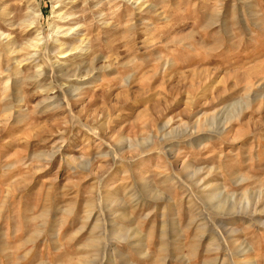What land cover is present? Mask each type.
<instances>
[{
	"label": "rangeland",
	"instance_id": "1",
	"mask_svg": "<svg viewBox=\"0 0 264 264\" xmlns=\"http://www.w3.org/2000/svg\"><path fill=\"white\" fill-rule=\"evenodd\" d=\"M0 34V264H264V0H0Z\"/></svg>",
	"mask_w": 264,
	"mask_h": 264
},
{
	"label": "bare ground",
	"instance_id": "2",
	"mask_svg": "<svg viewBox=\"0 0 264 264\" xmlns=\"http://www.w3.org/2000/svg\"><path fill=\"white\" fill-rule=\"evenodd\" d=\"M57 8V7H56ZM61 15V14H60ZM66 16V15H65ZM60 18L61 19H64L63 18V16H60ZM68 19V18H67ZM65 21V20H64ZM72 21V20H71ZM70 23H72V22H70ZM66 24V23H65ZM59 25H61V24H59ZM65 28H68V27H65ZM64 27H60V26H53L52 27V32H53V35H54V37H53V39H54V42L56 43L55 45H53V48H52V50L57 54V56L59 57H61L60 59H65L67 56H65V54H66V52H65V49L63 48V46H64V44H63V41H62V39H60V37H67L68 36V34L69 33H72L74 30L72 29V28H68V29H65ZM76 33V32H75ZM1 35V34H0ZM6 36V35H5ZM41 36V35H40ZM3 37V36H2ZM37 37V36H36ZM2 39V38H1ZM64 39V38H63ZM70 39H72V38H70ZM66 40V39H65ZM84 40H81V42H83ZM85 41H86V39H85ZM53 42V43H54ZM87 42V41H86ZM41 45H43V38H38L36 41H34L33 43H31L30 44V46H29V48H31V51H34L33 53H30L29 55H28V58H25L26 59V61L28 62V61H32V62H34V61H37V59H40L41 58V52H39V48L41 47ZM80 45V44H79ZM78 47H76V45H75V47L74 48H72V50H71V52H75V51H77L78 49H77ZM68 49H70V48H68ZM80 49H82V48H80ZM51 50V51H52ZM69 51V50H68ZM16 52V51H15ZM14 52V53H15ZM79 52V51H78ZM27 57V56H26ZM68 58V57H67ZM24 59V60H25ZM47 63H49V64H51L50 66H51V68H52V70H53V72H57L58 71V73H60L61 75H63L64 74V76H67L68 75V71H67V67H65V65H63V64H65V63H61L62 61H56L55 63H51L50 61H48V60H45ZM52 61V60H51ZM66 61V60H65ZM17 63V62H16ZM46 69V68H45ZM47 71V70H46ZM78 71V70H77ZM51 72V71H50ZM53 74V73H52ZM57 74V73H56ZM77 74H78V72H77ZM45 74L44 73H40V72H38V74H37V76L38 77H42V76H44ZM62 78V77H61ZM80 78H82V77H80ZM170 134V133H169Z\"/></svg>",
	"mask_w": 264,
	"mask_h": 264
}]
</instances>
